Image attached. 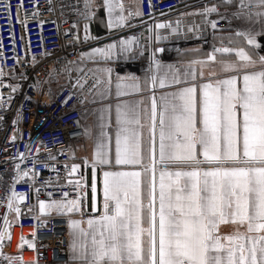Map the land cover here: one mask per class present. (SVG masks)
Here are the masks:
<instances>
[{
    "label": "snow or ice",
    "instance_id": "obj_1",
    "mask_svg": "<svg viewBox=\"0 0 264 264\" xmlns=\"http://www.w3.org/2000/svg\"><path fill=\"white\" fill-rule=\"evenodd\" d=\"M220 3L232 6L237 0ZM84 7L85 19L94 17L92 9L102 7L109 30L131 28L132 18L145 14L142 0H134L128 8L123 0H102L100 5L84 0ZM18 8H23L22 2ZM6 11L11 13L10 4ZM210 13L227 18L216 5L206 6L200 14L212 29H217V21L207 19ZM232 15L248 24L228 34L233 46L213 43L211 51L196 47L188 51L203 58L167 65L156 57L163 49L156 48L141 75H121L111 66L116 59L143 55L136 37L81 53V60L97 65L90 70L89 91L99 101L113 95L117 101L98 109L96 134L84 128L94 149L86 198L68 199L64 193L50 202L39 201L41 212L67 220L68 259L63 264H264V55L260 54L264 44L258 40L264 38V0H238ZM176 23L177 27H155H171L176 33L181 21ZM88 30L85 23V41L91 39ZM188 31L198 33L200 28L194 25ZM219 39L223 43L224 38ZM74 63L68 61L65 67L69 74ZM53 74L58 76L59 70L49 73ZM84 83L78 79L73 87L83 89ZM133 94L139 98L120 99ZM113 112L114 138L107 131ZM78 168L73 164L71 170ZM14 198L23 200L25 194L11 193L10 210ZM77 215L79 219L74 218ZM46 223L47 219L41 221ZM5 234L7 228L0 233V242ZM20 240L21 249L24 244L36 248L23 235ZM4 259L13 264L16 258L4 255ZM20 264L39 262L24 261L21 255Z\"/></svg>",
    "mask_w": 264,
    "mask_h": 264
},
{
    "label": "built area",
    "instance_id": "obj_2",
    "mask_svg": "<svg viewBox=\"0 0 264 264\" xmlns=\"http://www.w3.org/2000/svg\"><path fill=\"white\" fill-rule=\"evenodd\" d=\"M211 1L142 0L145 13L142 19L133 17L130 21L133 27L101 42L76 39L77 24L84 19L82 13L86 11L84 0H0V68L4 70V75L0 76V95L3 97L0 101L3 103L0 108L3 116L0 120V233L9 226L10 235L2 242L1 250L4 255L16 258L13 264H20L21 255L24 261L63 264L68 259L67 220L55 216L47 218L46 225H41L45 218L39 214V201L59 199L64 193H68V199L82 195L86 198L90 192L85 187L83 166L76 172L71 169L76 164L74 146L85 138L80 96L91 93L93 77L91 71L77 72L74 64L70 66L69 74L65 71L68 61L76 63L79 51L85 47H104L130 37L137 38L144 54L142 26L171 16L185 5L199 7ZM21 2L23 8H18ZM8 4L11 5L10 14L6 11ZM34 12L38 15L34 16ZM218 12L227 18L221 19L216 13H210L207 19L217 21V29L213 30H226L230 24V11L218 8ZM20 20H26L27 24L22 25ZM133 50L136 51V45ZM137 60L142 62V55H138ZM148 65L149 61L142 64V69ZM57 69L58 76L49 75ZM78 79L85 82L83 89L73 87ZM25 172L28 175L22 176ZM13 191L25 194V199L14 198L10 210L7 200ZM17 207L19 213L15 212ZM21 235L35 243L36 248L24 244L21 249ZM4 255H0V264H6Z\"/></svg>",
    "mask_w": 264,
    "mask_h": 264
},
{
    "label": "crops",
    "instance_id": "obj_3",
    "mask_svg": "<svg viewBox=\"0 0 264 264\" xmlns=\"http://www.w3.org/2000/svg\"><path fill=\"white\" fill-rule=\"evenodd\" d=\"M126 8L133 4L134 0H123ZM97 5L102 3V0H95ZM216 5L217 8L227 9L229 10L228 16L230 17V24L226 30H213L211 27L207 26L204 22L203 16L200 14V11L207 7H211ZM238 8V0L235 5L232 6H224L220 3V0H212L205 6L199 7H190L185 5V7L167 17L160 18L149 25H144L141 27L142 29V43L144 47V54L142 55V62H138L137 58L135 59H121L120 61L113 62L111 66L115 69V71L120 72L121 75L127 72H135L137 75H141L144 70L142 69V64H145L149 61V57L156 48L163 49L161 52L156 53V57L161 60V62L165 65L167 64H175L177 61L183 59H196L203 58L197 57L195 54L189 52L188 50L200 47L203 51H211V46L213 43H216L217 46H228L231 47L227 40V36L229 33H234L235 31L243 30L248 27L246 21L242 18H236L232 15L233 12L237 11ZM134 10V8L132 9ZM94 12V17L89 19H83L77 24V36H79V40L85 37L86 33L84 31V24L87 23L89 26V30L87 35L91 37V39H96L101 42H104L108 38H111L121 31L126 30L127 28H114L109 30L106 27L107 24V13L102 8L92 9ZM187 13H195L194 15H186ZM127 14V13H125ZM142 19V17H138ZM181 21L179 25V30L176 33L171 31V27H177V21ZM156 24H171V27L164 28H156ZM198 25L200 31L198 33L189 32L188 27ZM214 33H216V38H214ZM157 35L161 38L159 40L156 39ZM219 37H223V43ZM98 38V39H97ZM258 40H261L262 44H264V38L258 37ZM96 46H88L79 51V60L74 63L73 68L79 73H85L90 70H94L96 68V64L92 61L84 59L81 60V53L90 52L92 48ZM261 55H264V51H261ZM219 55V54H218ZM115 91V87L113 84V93ZM83 102L79 101V106L83 108L84 114L82 117L83 127H88L93 134H96L99 131V112L98 109L102 106V104L112 103L115 105L117 98L113 95L112 97L105 99L103 101H99L98 98L94 97V91L89 95H81ZM139 98L138 95L133 94L126 97H121L120 99H128L133 100ZM96 99V102L93 100ZM107 131L114 138V112L112 117V126H110ZM93 144L91 140H87L84 138L80 143L76 144L73 149V159L77 165L83 166V171L85 174V181L87 183L90 182L92 176V165H91V153L93 151ZM88 157L87 163L84 162V158ZM102 198L99 196V199ZM46 202H50L44 200ZM39 214L41 217L47 219L50 217H55L57 215H51L47 212H41L40 206H38ZM74 218L79 219L80 217L77 215ZM86 227V225H84ZM225 231H230V227H226Z\"/></svg>",
    "mask_w": 264,
    "mask_h": 264
},
{
    "label": "water",
    "instance_id": "obj_4",
    "mask_svg": "<svg viewBox=\"0 0 264 264\" xmlns=\"http://www.w3.org/2000/svg\"><path fill=\"white\" fill-rule=\"evenodd\" d=\"M81 100H82V97L80 96V102H81ZM98 199H99V197H98ZM6 228L8 229V233H10V230H9V226H6ZM4 233V232H3ZM9 238V234H5L4 235V240L3 241H5V240H7ZM2 241V242H3ZM1 242V243H2ZM0 250H1V248H0Z\"/></svg>",
    "mask_w": 264,
    "mask_h": 264
},
{
    "label": "bare ground",
    "instance_id": "obj_5",
    "mask_svg": "<svg viewBox=\"0 0 264 264\" xmlns=\"http://www.w3.org/2000/svg\"><path fill=\"white\" fill-rule=\"evenodd\" d=\"M16 239H17V234L15 235V239L14 240L16 241Z\"/></svg>",
    "mask_w": 264,
    "mask_h": 264
}]
</instances>
